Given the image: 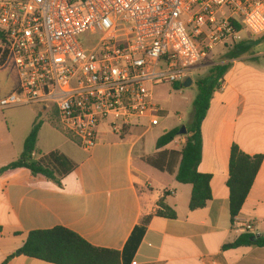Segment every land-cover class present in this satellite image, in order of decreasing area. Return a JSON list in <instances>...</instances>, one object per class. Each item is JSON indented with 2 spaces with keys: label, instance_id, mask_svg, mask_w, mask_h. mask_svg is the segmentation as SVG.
Returning a JSON list of instances; mask_svg holds the SVG:
<instances>
[{
  "label": "crops",
  "instance_id": "0c3cea01",
  "mask_svg": "<svg viewBox=\"0 0 264 264\" xmlns=\"http://www.w3.org/2000/svg\"><path fill=\"white\" fill-rule=\"evenodd\" d=\"M241 43L250 49L227 62L230 68L224 87L215 93L202 125L203 157L198 171L212 177V199L202 209L189 208L191 185L178 183L175 175L144 161L159 151L156 144L152 153L140 145L143 133L135 142L124 138L107 142L105 129L102 142L91 153L82 149L83 155L67 137L45 150L44 126L60 132L49 122L55 116L42 115L37 106L8 110L28 108V115L0 110V169L21 157L37 118L45 121L37 150L44 155L57 151L76 165L62 186L26 169L0 175V264L25 244L30 232L56 227L77 233L95 247L122 253L148 217L145 235L130 264H264V248L224 249L243 234L264 238V161L236 223L230 212L231 149L238 146L247 155L264 157V38L250 34ZM238 45H229L234 46L232 53ZM18 85L14 68L0 66V99ZM32 117L29 124L27 118ZM185 143L186 137L180 136L163 150L181 151ZM161 200L175 218L157 215ZM249 224L251 231L241 229ZM7 264L51 263L17 256Z\"/></svg>",
  "mask_w": 264,
  "mask_h": 264
},
{
  "label": "built area",
  "instance_id": "2783aa9c",
  "mask_svg": "<svg viewBox=\"0 0 264 264\" xmlns=\"http://www.w3.org/2000/svg\"><path fill=\"white\" fill-rule=\"evenodd\" d=\"M243 30L264 38V0H0L1 66L19 77L0 110L40 107L87 153L107 128L144 136L164 119L153 88L184 83Z\"/></svg>",
  "mask_w": 264,
  "mask_h": 264
},
{
  "label": "trees",
  "instance_id": "16d2710c",
  "mask_svg": "<svg viewBox=\"0 0 264 264\" xmlns=\"http://www.w3.org/2000/svg\"><path fill=\"white\" fill-rule=\"evenodd\" d=\"M249 49V47L244 48L241 43L235 48L236 51L230 54V58H237ZM3 61L4 58L0 59V66ZM229 68L228 64L217 65L210 70L208 77L196 82L198 95L193 104L194 117L187 128V135L182 136L186 137V143L181 151L163 150L180 137L181 128H175L165 132L158 139L157 154L144 158V161L154 169L175 175L178 183L193 187L189 205L192 211L205 208L212 199V177L198 171L203 157L202 125L214 95L220 89V81H223ZM174 87L178 88L176 84ZM55 117L49 122L57 127ZM44 123L45 121L36 119L31 133L25 140L21 157L0 169V175L9 170L26 169L35 177L43 176L62 186L64 178L76 170V165L65 155L57 151L44 155L37 150L39 134ZM34 154L41 157L37 159ZM263 161L262 155H247L238 146H233L231 149L227 185L230 191V212L233 223H236V218L242 211ZM158 206L160 208L157 212L158 216L176 217L163 200L158 203ZM150 219L151 217L145 218L143 226L135 229L122 253L95 247L77 233L64 227H56L30 232L25 244L3 264H7L17 256L34 258L51 264H130L143 240L145 227ZM241 247L264 248V238L243 234L234 243L226 245L224 249Z\"/></svg>",
  "mask_w": 264,
  "mask_h": 264
},
{
  "label": "rangeland",
  "instance_id": "374dc122",
  "mask_svg": "<svg viewBox=\"0 0 264 264\" xmlns=\"http://www.w3.org/2000/svg\"><path fill=\"white\" fill-rule=\"evenodd\" d=\"M249 32L247 30H243L236 40V43H230V45H238L239 42L245 40L249 37ZM81 39L82 41L85 39ZM88 39V38H87ZM234 46L228 47H220L217 51H215L206 64L201 67L199 70L194 72L191 75L193 79V85L189 88L183 87V83L176 84L178 88L174 87V84L165 83L162 85H157L153 88V94L155 100L161 107L165 110L163 114L164 119L161 124L155 126L150 133L145 135V138L142 142H140L141 146H146L148 152H154L155 144L158 138H160L165 132L171 131L175 128H182L183 126L186 129L189 127L194 117V101L198 95V88L196 82L198 80L204 79L210 75V70L217 65H225L230 58L231 51L234 49ZM30 110L28 108H23L21 110L8 111V113L12 114H20L28 115ZM28 117V116H27ZM35 120V119H34ZM29 124L33 122V117L31 120L27 118ZM44 126V125H43ZM43 128V127H42ZM107 130V142L120 141L121 137L112 135L111 132ZM143 133V129L140 127H133L131 132L124 137L123 140L135 142L138 137ZM65 136L61 131L55 132L49 125H45L42 131V148L48 150L52 146H54L58 141H64ZM69 143L72 147H75L80 153L85 154L82 148L73 140L68 138Z\"/></svg>",
  "mask_w": 264,
  "mask_h": 264
},
{
  "label": "water",
  "instance_id": "95a60500",
  "mask_svg": "<svg viewBox=\"0 0 264 264\" xmlns=\"http://www.w3.org/2000/svg\"><path fill=\"white\" fill-rule=\"evenodd\" d=\"M193 79L192 78H188L184 83H183V87L185 88H189L193 85ZM180 136H185L187 135V129L185 126H183L180 130V133H179Z\"/></svg>",
  "mask_w": 264,
  "mask_h": 264
}]
</instances>
